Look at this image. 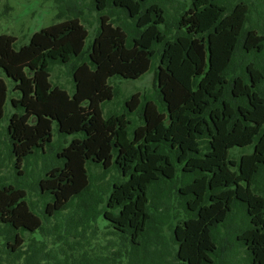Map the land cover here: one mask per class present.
Returning a JSON list of instances; mask_svg holds the SVG:
<instances>
[{"label": "trees", "instance_id": "obj_1", "mask_svg": "<svg viewBox=\"0 0 264 264\" xmlns=\"http://www.w3.org/2000/svg\"><path fill=\"white\" fill-rule=\"evenodd\" d=\"M246 1L190 0L169 23L161 0H89L100 15L88 52L77 12L60 10L64 21L23 43L0 33V119L3 77L15 94L0 146L12 167L21 173L22 162L50 148L53 122L59 134H78L38 180L42 211L23 188L0 185L10 264H213L219 227L229 228L238 205L247 225L235 240L251 264H264V67L238 61L264 49V32L250 26ZM57 65L70 66L71 93L50 79ZM149 70L154 93L135 92L123 112L103 116L102 104L119 94L110 79ZM88 161L103 175L114 170L116 181L92 188ZM169 181L180 184L186 213L175 224L167 222L170 195L150 188Z\"/></svg>", "mask_w": 264, "mask_h": 264}, {"label": "rangeland", "instance_id": "obj_2", "mask_svg": "<svg viewBox=\"0 0 264 264\" xmlns=\"http://www.w3.org/2000/svg\"><path fill=\"white\" fill-rule=\"evenodd\" d=\"M161 1L165 8V13L169 23L171 21L173 22L179 13L188 7V3L190 2V0ZM225 1L227 4H234L237 0ZM243 1L245 2L246 0ZM250 1L252 4L251 11L248 14V17L249 15L251 16L249 21L250 26H254V28L259 27L264 32V0ZM60 10H64L66 12H77L83 16L85 19L84 25L88 30L84 51L88 52L98 28V17L100 15L98 11L91 8L89 0H0V33L13 34L17 36L20 43L26 42L34 31L52 23L64 21L65 18L60 15ZM58 15H60V17H58ZM119 18L122 19V16H119ZM162 29H165V26H162ZM238 61L243 65L246 62L254 61L264 67V49L260 53H245L238 59ZM55 66L51 69L50 79H54V81L60 83L59 85L71 93L73 91V80L70 66ZM3 78L7 84L8 96L4 106L3 117L0 119V138L2 140L5 139L9 117L11 113L15 111L9 103L11 95L15 96L12 91L13 82L7 77ZM110 84L119 89V94L111 101H107L102 104L103 116L123 112L125 109V100L135 92L153 94L156 86V80L153 71L149 70V72L144 74L142 77L134 80L123 79L120 77L111 78ZM132 118L135 121V125H138V115L135 114ZM76 136H78V134H59L57 131V125L53 122L52 142L50 148H46L43 153H38V156H32L25 160V162H22L20 166L21 173H18V169L12 167V163L7 156L5 145L1 144L0 148L2 157L0 163L2 164V168H0V185L12 184L23 188L26 192L27 202L32 205H37L42 211L47 200L35 191V188H38V180L45 169L60 163V160L56 158L57 151H59L60 147L67 146L72 138ZM235 149L242 148H234L230 151V153H233ZM247 149L248 151H251V147H246L243 150L246 151ZM86 168L92 188H109L110 185L116 181V173L114 170L107 171L106 175H103L102 167H99L90 161L86 162ZM179 185L177 183L174 185L173 182L169 181L166 184L153 185L150 187L164 188L163 192L170 195V208L168 209L169 219L167 222L172 224H175L176 221H180L186 216V213L180 205L183 201L177 200V196L180 199L177 192ZM168 210L163 213L166 214ZM244 214L243 208L238 205L234 210V213L228 218L229 228L224 229V227H219L218 234L216 235L217 249L215 255H213V264H251L247 251L235 240L236 231L247 225V220ZM103 222L104 220L99 218L98 224L102 225ZM165 228H168V226H164L163 233H161L163 237L162 245L168 246V234L170 231ZM39 233V231H36L30 235L40 240ZM2 244L3 238L0 237V264H10V259L3 251ZM167 260L168 264H171L170 258H167Z\"/></svg>", "mask_w": 264, "mask_h": 264}]
</instances>
